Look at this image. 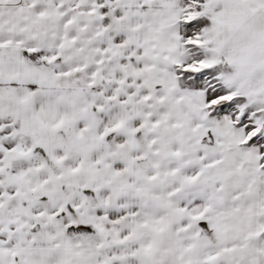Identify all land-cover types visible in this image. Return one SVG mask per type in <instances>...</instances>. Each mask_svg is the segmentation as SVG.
<instances>
[{
	"label": "snow or ice",
	"instance_id": "obj_1",
	"mask_svg": "<svg viewBox=\"0 0 264 264\" xmlns=\"http://www.w3.org/2000/svg\"><path fill=\"white\" fill-rule=\"evenodd\" d=\"M0 264H264V0H0Z\"/></svg>",
	"mask_w": 264,
	"mask_h": 264
}]
</instances>
